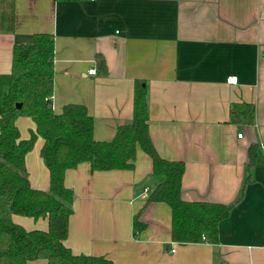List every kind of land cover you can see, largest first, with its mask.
<instances>
[{"label": "crops", "instance_id": "0c3cea01", "mask_svg": "<svg viewBox=\"0 0 264 264\" xmlns=\"http://www.w3.org/2000/svg\"><path fill=\"white\" fill-rule=\"evenodd\" d=\"M37 32L55 37V112L84 104L95 138L111 140L133 119L135 81L144 80L152 140L163 158L185 162L182 198L234 203L218 243L173 241L171 206L146 203L163 177L138 145L132 168L67 169L75 197L65 245L114 264H264V165L247 169L249 147L264 145V0H15V29L0 33V75L12 70L14 45ZM100 57L107 73H89ZM244 103L254 106L252 120L239 113ZM16 124L21 139L36 129L31 116ZM43 144L38 136L25 166L30 185L47 190ZM13 221L49 227L47 217Z\"/></svg>", "mask_w": 264, "mask_h": 264}, {"label": "trees", "instance_id": "16d2710c", "mask_svg": "<svg viewBox=\"0 0 264 264\" xmlns=\"http://www.w3.org/2000/svg\"><path fill=\"white\" fill-rule=\"evenodd\" d=\"M14 29L15 0H0V33ZM54 60V35L37 32L32 42L14 45L12 70L0 75V264H29L39 258L48 264H114L103 255L74 254L65 245L75 197L65 185V173L85 161L92 170L132 168L138 145L152 158L153 173L163 177L146 203L161 201L171 206L173 241L218 243L219 223L231 214L234 203L182 198L185 162L163 158L152 140L147 83L135 81L131 122L119 125L111 140H97L94 118L84 104H67L59 113L53 109ZM96 70L107 73L102 57ZM238 108L253 119V105ZM239 113L232 110L231 120L236 121ZM19 116H31L36 123L27 139H21ZM38 136L44 139L41 156L50 172L47 190L30 185L25 166V156ZM259 165H264V145L256 143L249 147L247 169L250 172ZM250 178L249 174L246 181ZM14 214L47 217L48 230H27L13 221ZM134 226L140 231L146 225L137 218Z\"/></svg>", "mask_w": 264, "mask_h": 264}, {"label": "built area", "instance_id": "2783aa9c", "mask_svg": "<svg viewBox=\"0 0 264 264\" xmlns=\"http://www.w3.org/2000/svg\"><path fill=\"white\" fill-rule=\"evenodd\" d=\"M89 73H93V74L97 73L96 68H92V69H90V70H89ZM229 82H231V83H236V82H237V77H235V76L230 77V78H229ZM238 136L241 137V136H242V133H239ZM174 250H175V249H172V251H174Z\"/></svg>", "mask_w": 264, "mask_h": 264}, {"label": "water", "instance_id": "95a60500", "mask_svg": "<svg viewBox=\"0 0 264 264\" xmlns=\"http://www.w3.org/2000/svg\"><path fill=\"white\" fill-rule=\"evenodd\" d=\"M17 106L20 107L21 106V103H18Z\"/></svg>", "mask_w": 264, "mask_h": 264}]
</instances>
